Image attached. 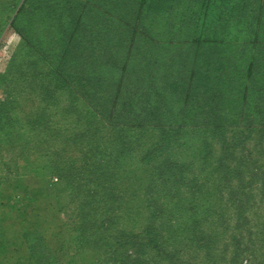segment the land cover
I'll return each instance as SVG.
<instances>
[{
    "label": "trees",
    "instance_id": "1",
    "mask_svg": "<svg viewBox=\"0 0 264 264\" xmlns=\"http://www.w3.org/2000/svg\"><path fill=\"white\" fill-rule=\"evenodd\" d=\"M156 1L154 6L149 0H40L34 9L40 23L61 25L66 14L75 28L67 33L62 26V36H54L51 24L50 30L41 25L29 30L28 43L38 49L53 54L65 40L71 57L79 53L74 64L87 70L82 86L91 110L167 127L160 142L142 154L143 162H154L160 186L146 189L153 214L148 240L140 244L134 235H117L114 248L105 252L117 248L139 264H264V170L250 172L236 154L245 150L241 137L221 142L201 134L211 126L264 121V0ZM202 46L209 48L196 55ZM115 70L128 76L122 87L130 76L135 80L117 103L116 91L122 89L113 81ZM261 138L258 157H264ZM215 141L218 152L212 150ZM93 145L100 173L87 183L116 190L126 150H119L121 144H113L112 152L105 142ZM32 213L27 237L33 259L0 264H40L42 228Z\"/></svg>",
    "mask_w": 264,
    "mask_h": 264
},
{
    "label": "rangeland",
    "instance_id": "2",
    "mask_svg": "<svg viewBox=\"0 0 264 264\" xmlns=\"http://www.w3.org/2000/svg\"><path fill=\"white\" fill-rule=\"evenodd\" d=\"M39 1L0 0V180L35 186L39 200L34 212L42 228L37 249L40 264H139L125 251H105L108 246L114 248L117 235H134L138 243L146 244L145 230L153 222L146 189L148 184L160 186L153 176L154 162H143L142 154L160 142L167 127L162 129L151 121L141 126L137 121L91 110L84 100L89 93L82 86L87 70L81 63L74 64L79 53L71 57L65 40L57 42L55 54L28 43L29 30L36 25L49 29L51 24L54 36L60 35L62 26L67 33L75 28L66 14L61 25L59 20L40 23L34 13ZM149 1L156 6V0ZM208 48H197L196 55ZM124 74L112 72L113 81L122 89L116 91L115 103L120 93L126 94L128 84L135 83L130 76L122 87L128 77ZM109 95L113 98L112 93ZM262 119L252 124L211 126L201 134L204 138L211 134L221 142L241 137L245 150L236 154L250 172H260L264 157L256 155V141L262 137L264 152ZM192 127L204 129L202 124ZM186 129L190 127L184 125L188 132ZM89 130L92 133L86 134ZM96 142H105L110 152L113 144H121L119 150H126L119 160L116 190L108 184L87 183L93 174L100 173L95 161L98 158L93 157ZM219 147L215 141L212 150L218 152ZM30 173L41 179L32 182L27 176ZM28 210L32 218L33 210Z\"/></svg>",
    "mask_w": 264,
    "mask_h": 264
},
{
    "label": "crops",
    "instance_id": "3",
    "mask_svg": "<svg viewBox=\"0 0 264 264\" xmlns=\"http://www.w3.org/2000/svg\"><path fill=\"white\" fill-rule=\"evenodd\" d=\"M34 181L36 179L32 177ZM36 197L34 185L0 180V261H13L21 257L29 261V255L32 258L27 232L34 224V217L30 218L25 210L29 208L34 211Z\"/></svg>",
    "mask_w": 264,
    "mask_h": 264
}]
</instances>
